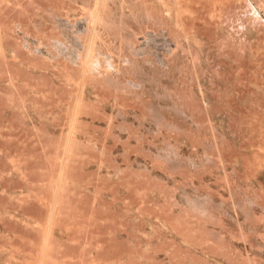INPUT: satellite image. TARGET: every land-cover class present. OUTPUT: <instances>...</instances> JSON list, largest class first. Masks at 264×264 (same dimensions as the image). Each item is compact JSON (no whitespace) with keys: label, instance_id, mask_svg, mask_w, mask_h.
Returning a JSON list of instances; mask_svg holds the SVG:
<instances>
[{"label":"rangeland","instance_id":"obj_1","mask_svg":"<svg viewBox=\"0 0 264 264\" xmlns=\"http://www.w3.org/2000/svg\"><path fill=\"white\" fill-rule=\"evenodd\" d=\"M90 222L61 264H264V0H0V264Z\"/></svg>","mask_w":264,"mask_h":264},{"label":"crops","instance_id":"obj_2","mask_svg":"<svg viewBox=\"0 0 264 264\" xmlns=\"http://www.w3.org/2000/svg\"><path fill=\"white\" fill-rule=\"evenodd\" d=\"M91 224H94L93 226H79V228H84V229H88V231L86 232H82L79 233L78 238L81 243L76 244L74 247V251L69 250L63 243H59V242H55L56 239L51 240L49 242L50 247L48 248V257L53 260L54 263L52 264H61V259L64 256L67 255H73V254H78L80 253V247L82 246V244L85 242L86 244L89 243L90 245L95 244L96 241L98 242H102L104 244L106 236H108V234H110V232H107L106 229H109V227L105 226L106 223L104 222H90ZM83 242V243H82ZM32 247L30 249H27L26 247L23 248L22 252H23V256L26 257L28 254L31 257H34L35 255L38 254L39 252V247L37 246L38 244L32 242ZM105 245V244H104ZM103 245V246H104ZM86 249V250H85ZM84 250H81L82 253H87L86 251H90L92 254L95 253V251L93 250V247H89V248H85ZM102 259H105L106 256L102 255L101 256Z\"/></svg>","mask_w":264,"mask_h":264},{"label":"bare ground","instance_id":"obj_3","mask_svg":"<svg viewBox=\"0 0 264 264\" xmlns=\"http://www.w3.org/2000/svg\"><path fill=\"white\" fill-rule=\"evenodd\" d=\"M165 1V0H164ZM96 3V2H95ZM102 3H103V0H102ZM98 5V4H97ZM96 6V5H95ZM102 6V5H101ZM101 9V8H100ZM103 12V10L101 11V13ZM95 16H94V19H95V21H97L96 22V24H99L98 23V21H103V19H101V15H100V10H96V13L94 14ZM94 21V20H93ZM94 23V22H93ZM104 27V26H103ZM98 36H99V34H98ZM93 37H95V36H93ZM100 37V36H99ZM97 38V37H96ZM96 38H95V41H96ZM100 39V38H99ZM148 40V39H147ZM149 41V40H148ZM145 42H146V40H145ZM94 44V43H93ZM143 45V44H142ZM95 46V45H94ZM121 46V45H120ZM130 46H131V44H130ZM133 46V45H132ZM145 45H143V47H144ZM92 47H93V45H92ZM143 49V48H142ZM92 50V49H91ZM139 50V49H138ZM137 50V51H138ZM146 50V49H145ZM136 51V52H137ZM152 52V51H151ZM136 54V53H135ZM88 60V59H87ZM84 61H86V60H84ZM89 61V60H88ZM90 62V61H89ZM97 62V61H96ZM87 63V62H86ZM89 64V63H88ZM91 64V63H90ZM82 65V64H81ZM92 66H94V65H92ZM87 67V66H86ZM95 67V66H94ZM81 68H83V66L81 67ZM89 69V68H88ZM86 72H87V70H86ZM85 73V72H84ZM89 74V73H88ZM82 77V76H81ZM87 76H85V78H86ZM82 94V93H81ZM70 154V153H69ZM67 156V155H66ZM68 158V157H67ZM57 205V204H56ZM56 205H54V206H56ZM51 208V207H50ZM54 210V209H53ZM52 211V210H51ZM55 211H56V208H55ZM54 214H55V212L53 211V212H50V217H51V220L53 219V217H54ZM50 220V221H51ZM164 224L166 225V226H169L170 227V229L171 228H174V230L176 229V228H178L179 230L181 229V222H180V220L177 218V217H169L167 220H164ZM168 227V228H169ZM178 229H176L179 233H180V231L178 230ZM181 232H183V230L181 231ZM185 233V232H184ZM188 233V232H187ZM187 233L186 234H184V235H187ZM181 235H183V233H180ZM189 234V233H188ZM187 236H189V235H187ZM182 237H184V239L185 238H187L186 236H182ZM188 240L189 239H191V237L189 236L188 238H187ZM191 241L192 242H194L192 239H191Z\"/></svg>","mask_w":264,"mask_h":264}]
</instances>
